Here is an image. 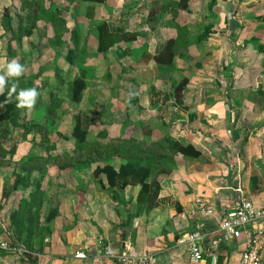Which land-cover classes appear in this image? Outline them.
<instances>
[{"label": "crops", "instance_id": "crops-1", "mask_svg": "<svg viewBox=\"0 0 264 264\" xmlns=\"http://www.w3.org/2000/svg\"><path fill=\"white\" fill-rule=\"evenodd\" d=\"M24 1L0 0V73L15 60L14 53H27L25 39L54 33L52 26L53 33L49 29L42 33V24H46L43 16L38 31L24 36L22 45L9 40L19 32L20 22H26L29 2L39 7L42 1L38 14L46 12V0ZM59 1L48 0L53 6ZM130 1L121 3L130 5ZM172 1L165 0V4ZM162 14L169 24L165 33L151 28L137 38L149 40L150 45L144 46L143 41L140 49L151 55L168 39H176L174 61L162 67L149 61L147 65L161 71L148 80L142 78V83L136 73L132 76L134 85L149 88L138 100L146 110L134 118L142 121V115L152 112L154 118L148 122L155 123L142 129H99L95 134L90 128V151L85 154L99 153L96 161L86 159V164L91 163L90 174L79 172L71 150L68 158L57 157L62 154V144L43 139L46 119L36 120L35 129L26 127L33 122L30 119L36 105L15 111V115L19 109L25 112L23 124L18 117L16 123L0 121L1 231L10 229V216L25 202L34 206L32 213H24L22 228L36 230L41 226L39 234L22 235L23 254L1 252L0 264H120L124 253L147 252L157 255L160 264H241L246 249L244 235L226 236L220 242L206 240L200 263L191 261L185 237L200 227H213L214 218L206 215L205 207L220 212L235 207L242 197L251 199L256 207L264 206V0H174L156 14L157 19ZM134 15L138 23L144 21L140 12ZM190 54L201 56L196 74L193 68L177 64L178 60L187 64ZM176 72L188 81L180 96L176 88L182 80L173 84ZM151 79L157 87L153 80L143 83ZM167 86L169 92L163 90ZM5 111L6 106L0 103V116ZM162 116L172 125L160 123ZM188 146L199 155L180 151ZM129 161L151 168L149 190L142 197L141 184L111 187L105 173L94 174L98 166L109 164L119 171ZM34 162L28 180L26 169ZM17 172L25 179L13 193ZM83 178L90 183L86 185ZM4 190L10 196L2 209ZM36 218L40 219L37 226L31 227ZM107 249L112 254H107ZM80 253L84 257L78 256Z\"/></svg>", "mask_w": 264, "mask_h": 264}, {"label": "rangeland", "instance_id": "rangeland-1", "mask_svg": "<svg viewBox=\"0 0 264 264\" xmlns=\"http://www.w3.org/2000/svg\"><path fill=\"white\" fill-rule=\"evenodd\" d=\"M46 1L45 9L47 11L53 5L49 3L50 0L49 2L48 0ZM173 1L165 4V0H131L130 5L122 4L121 0H106L103 4L98 5L87 4L80 0H61L56 3L58 7L63 5L64 16L65 18L67 17L66 23H59L61 27L59 33L55 32V36L50 24H42V33L49 29L52 30L53 35L48 36V32H45L41 37L25 39L24 44L28 45L27 53H14L16 61L19 62L22 59L20 61L22 65L27 61L28 66L24 64V72L28 71L30 75L25 76L24 82H33L32 88H36L39 93L35 110H33V117L30 119L33 122L30 121L29 126L26 127L35 129L38 125L36 120L44 121L46 119L44 125L45 135H43L45 140L61 143L62 148L60 149L64 155L63 158H68L69 150L72 153H78V150L76 151L74 148L75 139L70 136L78 120L83 127L90 122L89 129H92L91 132L93 134L99 129H127L128 127L129 129H142L145 125H154L155 122H148L154 118L152 112L142 115V118L146 120L145 122L144 120L136 121L137 117L134 118L135 114L146 110L139 104L138 100L141 92L147 94L149 88L141 84L134 85L132 76L136 73L137 81L142 83V78L148 80L150 77L153 78L155 77L154 75H158L161 71L156 66L147 65L148 63H144L142 60L143 55L147 54V52L143 53V50L141 52L140 49L145 38L143 37L141 40L137 38L136 43H133L134 41H119L108 52L101 53L98 51V27L103 23H107L112 35L125 33L139 35L148 32L151 28L153 31V28H158L159 33H165L169 25L166 23V16L162 14L157 19L156 14L165 10ZM176 2L179 3L178 1ZM172 9L175 10V6ZM139 12L144 15V21L138 23L134 14ZM43 15L45 16L44 12L40 15L38 14V20ZM70 15L71 17L73 15V17L71 18ZM66 27L67 31L65 30L60 34L61 29ZM145 36L146 39H149L148 34L145 33ZM109 38L118 39L116 36H110ZM14 41V44L22 45L21 39H14ZM148 42L145 41L144 46L147 45L148 47L150 45ZM125 47H129L131 52H128ZM126 53H128V56H126ZM199 57L201 56L190 54L187 64L182 63L180 60L177 61V64L179 67L188 66L193 68V72L196 74L201 65ZM136 62H141V65L138 64L137 66ZM39 68L41 69L38 71ZM140 73H144L142 77L138 75ZM38 74H40L39 77L37 76ZM78 77H84L89 86L84 90L82 100L74 102L71 99L72 81ZM181 80L182 74L176 72L173 77V84L176 85ZM151 82L152 85L158 86L154 79L143 83L148 85ZM163 90L169 92V86ZM24 113L19 109L17 121L19 120L20 124L25 123L26 115ZM163 118L164 116L159 119V122L161 120L165 126L172 125L169 119ZM58 129L62 130L58 131ZM98 155L99 153L96 154L95 152L84 153L81 157L78 155L79 172L90 174L91 163L87 162L86 164V159L93 158L96 161L95 158ZM58 173L64 174L60 171ZM15 174L17 176L14 178L13 186L21 173L17 172ZM83 181L86 185L90 183L86 178H83ZM10 183L12 182L10 181ZM16 190L17 188H15L13 193ZM8 194L10 196V193ZM9 196L2 198V209H5L4 205L8 204ZM39 220L36 218L34 222L30 223L31 227L37 226L36 224ZM10 224L12 225V222ZM39 227L41 228L40 225ZM39 227L36 230L23 228L21 238L23 237L22 235H25V232L30 235L37 234ZM12 233L14 235L13 229ZM21 243L23 244V242Z\"/></svg>", "mask_w": 264, "mask_h": 264}, {"label": "trees", "instance_id": "trees-1", "mask_svg": "<svg viewBox=\"0 0 264 264\" xmlns=\"http://www.w3.org/2000/svg\"><path fill=\"white\" fill-rule=\"evenodd\" d=\"M80 1L85 2V3H98V4H102V3L106 2V0H80ZM24 2L26 3L27 0H25ZM25 3H24V5L27 6ZM39 3H40L39 7H34L33 1L28 3L29 4L28 6L30 7V13L26 17V22L25 21H23V23L20 22L21 27L19 28V32L15 34L14 38H11L9 40L21 39V41H22L24 36L31 37L34 35V31H37L38 26H39V23H38L39 20H38L37 15H38L39 10L41 8L42 1ZM183 6L186 7V4H183ZM51 8L45 12V16L43 15L44 20L47 24H50L52 26L54 33L55 32L59 33L60 28H61L59 26V23L60 22L66 23V21H67L65 16H64V8H63V6L58 7L57 5H54ZM65 30L67 31V27L64 29L62 28L60 34L63 33ZM98 31H99V33H98V51L101 53L108 52L112 48V46L119 41H126V42L129 41L130 42V41H135L137 39V35L133 34V33L132 34L125 33V34H121V35H112L111 32L109 31L107 23H103L102 25H100L98 27ZM56 33H55V36H56ZM110 36L111 37L116 36L118 39L109 38ZM176 45H177L176 39L170 38L166 41L165 45L162 47V49L158 53H156L155 55H151V54L144 55L142 60L144 63H148L149 61L153 60L160 67L170 66V65H172V63L174 61V57H175L174 48ZM70 60H72V58H70ZM20 64L22 65V62ZM24 78H25L24 75H22L21 77H18V78H13V79H17L19 81L18 87H17V93L19 92L20 89L32 88L33 82L26 83V82H24ZM187 82L188 81L184 79L177 86L176 94L178 96H180V94L182 93L183 88ZM24 84H26V85H24ZM88 86L89 85L87 83V80L84 77H78V78L74 79L72 81L71 99L74 102H80L82 100L84 90L86 88H88ZM8 88H9V85H6V91L4 92V95L0 96V102H3L5 100L7 93H8ZM133 93H134V91H133ZM15 96H16V93H13V100L11 103H3L6 106V111L0 116L1 122L11 121V122L16 123V119L18 117V114L15 115V111L18 108L16 107L17 101L15 100ZM78 119H80V118H78ZM90 125H91V123L88 122L87 124H85V127H83L82 124L80 123V121L78 120L77 124L74 127L72 135H73L75 142H76L75 150L76 151L78 150V153L74 152L76 157H78V155H79V157H81L84 153L90 151V150H87V134H88V130H89ZM43 139L45 140V137H43ZM180 151L185 153V154H188V151H190L196 156L199 155V152L194 151L193 147H191V146L182 147V148H180ZM60 156L63 157L64 155L59 154L57 157H60ZM31 159H34L33 156L31 157ZM35 166H36V163L34 162L32 167H30L28 169L25 168L26 172H27L26 175L28 176V180H29V177L32 174V172L34 170L33 168H35ZM150 171H151V168L147 165H143L142 163L137 162V161H129V162L121 165V167L119 168V171H116L114 169V167L109 165V164H107L103 167L98 166L95 169L94 174L99 176L100 174L105 173L107 176V179H108V183L111 187L117 186L119 183H120L121 187H124L129 183L141 184L142 189H141L139 197H142L149 190V184L147 183V179L149 178ZM24 179L21 177V174H19L14 186L12 187V189L18 188V186L22 182H24ZM37 190H38V187H37ZM4 195L5 196L8 195L7 191L4 192ZM33 206L34 205H31L30 203L25 202L11 216V222H12L11 226L13 227L12 229L14 232L13 236H14V239L19 243H21V241H22L21 233H22V229H23L22 224H23L24 213H26V214L32 213L31 210H32ZM27 215H29V214H27ZM52 217H53V215H51L48 220H50Z\"/></svg>", "mask_w": 264, "mask_h": 264}, {"label": "built area", "instance_id": "built-area-1", "mask_svg": "<svg viewBox=\"0 0 264 264\" xmlns=\"http://www.w3.org/2000/svg\"><path fill=\"white\" fill-rule=\"evenodd\" d=\"M204 206V205H203ZM206 215L214 218V225L210 229H202L188 233L185 241L188 245L190 259L193 263H200L206 251L205 241L220 242L226 236L237 237L244 235L246 249L241 258V264H262V252L264 250V206L256 207L253 201L247 197L239 199L238 204L230 209H215L205 207ZM220 233V236L217 234ZM25 247L14 239L12 230L0 228V253L16 252L23 254ZM107 254L112 251L107 249ZM78 256L84 257L80 253ZM120 264H160L154 253L130 254L124 253L120 257Z\"/></svg>", "mask_w": 264, "mask_h": 264}, {"label": "clouds", "instance_id": "clouds-1", "mask_svg": "<svg viewBox=\"0 0 264 264\" xmlns=\"http://www.w3.org/2000/svg\"><path fill=\"white\" fill-rule=\"evenodd\" d=\"M24 71V67L16 60L10 61L3 67V71L0 73V95H4L6 84L9 85V88L5 100L0 103H11L13 93H16L15 100L17 101V108H32L36 104L39 95L36 88L20 89L17 93L19 81L13 78L21 77Z\"/></svg>", "mask_w": 264, "mask_h": 264}]
</instances>
